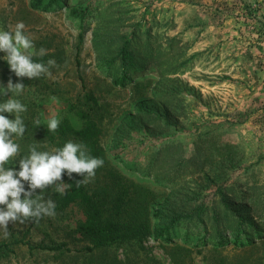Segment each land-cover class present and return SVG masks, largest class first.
Wrapping results in <instances>:
<instances>
[{"label":"rangeland","instance_id":"374dc122","mask_svg":"<svg viewBox=\"0 0 264 264\" xmlns=\"http://www.w3.org/2000/svg\"><path fill=\"white\" fill-rule=\"evenodd\" d=\"M36 1L0 0V30L12 31L23 21L33 38V51L47 49L46 55L58 65L51 69V77L18 78L2 65L6 53L0 52V93L10 77L25 85L19 95H0V103L13 98L27 106L21 113L26 131L14 138L20 153L9 164L18 165L31 145L38 151L57 149L42 136L49 119H68L81 128L79 112L84 111L101 125V144L113 163L128 177L157 190L165 188L155 183L156 176L140 173L157 154L172 148L175 159H188L198 147H230L224 159L210 161L196 174L186 172L185 179L180 174L177 184L168 182L173 165L165 166L162 178L169 188L154 201L159 213L215 208L222 196L236 203L246 190L257 196L256 202L264 198V0H59L55 10L34 8ZM106 27L110 29L104 34ZM135 32L142 34L139 40L144 45L149 37L143 34L149 32L157 47L169 49L173 44L176 52L160 65L141 70L142 76L126 81V87L116 86L113 80L121 73L119 67L110 71L107 57L117 51L123 37ZM109 43L116 47L105 48ZM171 65L175 74L168 75ZM154 68L159 69L157 75H152ZM87 184L92 192H113L104 173ZM55 187L43 191L45 199H52ZM252 210L253 221L258 222L264 205ZM85 220L84 207L73 204L38 223L31 219L9 223L7 235L0 228V244L25 238L32 246L65 244L73 252L60 258L58 252H32L22 245L8 258H0V264H175L171 248L153 237L83 255L78 251L90 243L78 227ZM185 223L176 226L182 239L173 238L174 244L185 243ZM232 225L216 229L212 224L208 237L220 233L225 241L198 243L202 247L177 258L186 264H264V231L250 226L236 231ZM192 230L189 247L201 236ZM247 232L252 237L243 239L244 245L234 243L235 233L245 238ZM219 245L218 251L213 249Z\"/></svg>","mask_w":264,"mask_h":264},{"label":"trees","instance_id":"16d2710c","mask_svg":"<svg viewBox=\"0 0 264 264\" xmlns=\"http://www.w3.org/2000/svg\"><path fill=\"white\" fill-rule=\"evenodd\" d=\"M36 7L42 10H55L60 7V2L59 0H50L48 4H45L44 0H37L34 3V8ZM109 29L106 27L104 34ZM143 35L149 37L147 45H144L139 40L142 34L135 32L132 37H123L120 45L117 47L110 43L105 46V48L116 47L117 50L107 57L110 71L113 68L119 67L118 71L121 73V78L113 80L116 86L126 87V81L142 76L141 70H149L152 66L160 65L168 56L176 52L173 44L170 45L169 49H163L161 46H156L157 41L151 37L152 35L149 32ZM139 51H144V54ZM77 59H79V54ZM33 60L46 64L49 56H33ZM1 63L6 70H10L6 61H2ZM171 67L173 65L167 68L169 69L168 75L175 74V71L171 70ZM158 73L159 69L154 68L152 75H157ZM87 98L95 106L98 105L97 100L93 96L88 95ZM79 117L84 120V125L81 128H76L68 119H64L61 121L59 129L56 132H50L45 128L42 134L51 144L56 145L57 149L62 148L69 140L83 142L87 146L90 155L104 160L103 167L96 171L95 176H100L104 173V177L113 184V192L109 195L99 191L92 192L88 184L81 185L80 187L76 186V179H80L81 177L73 174L75 178L69 180L65 174L63 177L64 182L71 184V187L63 195L57 192L53 194L52 199L56 203V211L58 212L65 210L73 204H81L85 209L86 220L79 225L78 232L90 243V246L78 251L79 253L94 255L97 251H107L109 247L115 244H141L149 237H153V239L161 242L163 246L171 248L173 251L171 254L172 259L175 264H186L177 257L182 256L184 253H190L195 248L202 247L203 243H206L210 239L225 241L224 238L226 236L220 233L211 234L208 237L212 224H215L216 229H219L222 225L232 222L234 225L231 228L236 231H240L245 226L264 231V212L259 214L258 222H255L253 221L254 212L252 210L253 206L264 205V198L256 202L257 196H251L248 190L241 192L239 202L236 203L229 201L226 196H222L215 208L203 209L201 206H198L187 214L183 213V210L180 209L157 212L154 201L164 195L165 189L169 188V184L162 178L165 166L173 165L171 169L173 176L168 178V182L177 184L178 181L175 180L180 174H183V179H185L188 175L196 174L199 170L205 168L210 161H214L216 158L224 159L225 154L230 150L229 146L225 148L216 145L208 146L207 148L198 147L195 154L188 159H175L172 148L166 149L162 154H157L154 161L148 167L140 170L141 175L149 173L152 176H156L155 183L165 188L157 190L145 185L143 181L125 175L113 163L109 154H107V150L101 144L103 130L99 122L88 112H79ZM5 167H13L18 170L19 164L13 165L8 163ZM186 172L189 174L186 175ZM114 190L117 191L115 192ZM106 196L110 198L108 199ZM209 213L212 216H209ZM183 221L187 224V232L184 237L185 243L174 244L173 238L180 237L175 230L176 226L183 223ZM192 228H196V231L201 236L192 247H189L186 243L189 242V236L193 231ZM259 230L255 232V235L261 232ZM250 234L251 232H247L244 236L245 238H242L240 233H235L233 241L242 246L244 245L243 239L246 240L252 237ZM180 238L182 239V237ZM22 245L28 246L32 252L37 250L58 252V257L60 258L73 252L71 249L66 248L65 244L57 248L32 246L23 238L0 244V258H8L15 252L14 247ZM213 249L218 251L220 245L213 246Z\"/></svg>","mask_w":264,"mask_h":264},{"label":"clouds","instance_id":"9594fccd","mask_svg":"<svg viewBox=\"0 0 264 264\" xmlns=\"http://www.w3.org/2000/svg\"><path fill=\"white\" fill-rule=\"evenodd\" d=\"M25 29L24 22L19 21L12 31L0 30V52L6 53L3 59L8 63L10 72L18 78L51 77V69L58 67L57 62L49 59L45 64L33 60V56L43 57L48 50L41 47L33 51V38ZM4 89L0 95H19L25 85L22 80L13 83L10 77ZM26 111L27 106L19 99L8 98L0 103V206H3L0 207V228L4 229L5 235L8 234L9 223L23 224L29 219L38 223L44 217L56 215V203L51 198L45 199L42 193L55 185L57 193L65 194L71 187L64 182L65 174L69 180L75 178L73 174L81 177L76 179V186L80 187L91 182L96 171L104 165L102 158L90 155L83 142L69 140L62 148L51 152L38 151L36 145H31L29 154L18 160V171L13 167L6 168L5 165L20 153V146L14 138L22 137L26 131L21 116ZM2 113L12 114L15 119H9ZM60 124L61 120L53 116L48 121L47 130L56 132Z\"/></svg>","mask_w":264,"mask_h":264}]
</instances>
